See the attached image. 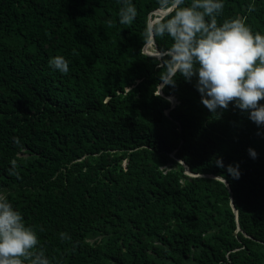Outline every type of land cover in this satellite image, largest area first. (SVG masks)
Instances as JSON below:
<instances>
[{
  "label": "trees",
  "instance_id": "1",
  "mask_svg": "<svg viewBox=\"0 0 264 264\" xmlns=\"http://www.w3.org/2000/svg\"><path fill=\"white\" fill-rule=\"evenodd\" d=\"M131 2L120 25L122 0H0V190L50 264H264V127L211 113L195 78L159 94L157 0ZM223 5L264 35V0Z\"/></svg>",
  "mask_w": 264,
  "mask_h": 264
},
{
  "label": "clouds",
  "instance_id": "2",
  "mask_svg": "<svg viewBox=\"0 0 264 264\" xmlns=\"http://www.w3.org/2000/svg\"><path fill=\"white\" fill-rule=\"evenodd\" d=\"M144 31V46H155V60L162 71L155 87L176 86L177 75L191 83L200 93L201 103L211 113L227 110L229 104L248 113V118L264 127V35L255 33L241 19L218 24L223 0H157ZM137 16L131 0H122L118 12L120 25H130ZM116 26L114 19L105 21ZM168 37L170 47L158 49L156 38ZM143 50V48H142ZM49 66L67 74L69 63L63 56L49 60ZM131 92V89H129ZM259 134V133H258ZM252 158L257 154L248 150ZM217 166H223L217 161ZM228 173L239 178V165H228ZM218 178V177H217ZM61 239H70L60 233ZM36 231L26 225L22 214L0 190V264H50L38 247Z\"/></svg>",
  "mask_w": 264,
  "mask_h": 264
},
{
  "label": "water",
  "instance_id": "3",
  "mask_svg": "<svg viewBox=\"0 0 264 264\" xmlns=\"http://www.w3.org/2000/svg\"><path fill=\"white\" fill-rule=\"evenodd\" d=\"M149 17H150V15H149ZM146 47H148V46L146 45V46L144 47V49H143L144 53H146V54H148V55H152V56H154L155 54H151L150 52H147V51H146ZM160 93H161V91H160ZM172 101H173V100H172ZM173 102H174V101H173ZM185 169H186V172H189L187 166H185ZM209 176H210V177L217 178V177L212 176V175H209ZM217 179H220V180H222L224 183H226L225 180L222 179V178H219V177H218ZM234 213L237 214L236 210H234Z\"/></svg>",
  "mask_w": 264,
  "mask_h": 264
},
{
  "label": "rangeland",
  "instance_id": "4",
  "mask_svg": "<svg viewBox=\"0 0 264 264\" xmlns=\"http://www.w3.org/2000/svg\"><path fill=\"white\" fill-rule=\"evenodd\" d=\"M146 51H147V52H154V51H153V48L150 47V46L146 47Z\"/></svg>",
  "mask_w": 264,
  "mask_h": 264
}]
</instances>
